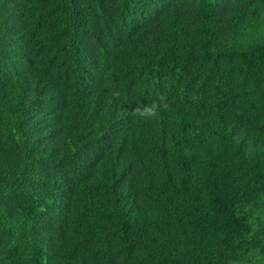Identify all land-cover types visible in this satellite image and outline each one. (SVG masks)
Returning <instances> with one entry per match:
<instances>
[{
	"label": "trees",
	"instance_id": "obj_1",
	"mask_svg": "<svg viewBox=\"0 0 264 264\" xmlns=\"http://www.w3.org/2000/svg\"><path fill=\"white\" fill-rule=\"evenodd\" d=\"M0 264H264V0H0Z\"/></svg>",
	"mask_w": 264,
	"mask_h": 264
},
{
	"label": "clouds",
	"instance_id": "obj_2",
	"mask_svg": "<svg viewBox=\"0 0 264 264\" xmlns=\"http://www.w3.org/2000/svg\"><path fill=\"white\" fill-rule=\"evenodd\" d=\"M169 105L164 97H160V102H152L148 105H137L132 109V114L140 118H154L161 110H167Z\"/></svg>",
	"mask_w": 264,
	"mask_h": 264
}]
</instances>
